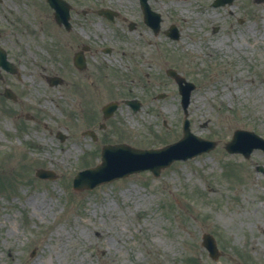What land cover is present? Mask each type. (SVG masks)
<instances>
[{"label": "rangeland", "instance_id": "obj_1", "mask_svg": "<svg viewBox=\"0 0 264 264\" xmlns=\"http://www.w3.org/2000/svg\"><path fill=\"white\" fill-rule=\"evenodd\" d=\"M211 1L156 2L162 28L177 26L176 40L144 24L140 35L123 26L126 51L151 40L152 56L122 72L128 76L118 96L143 103L137 112L122 106L104 141L138 147L176 141L180 95L161 72L171 66L186 75L192 64L202 88L191 95L190 130L218 140L216 147L174 161L157 177L146 170L81 191L73 190L72 177L98 162L105 142L79 135L89 117L72 111V81L50 86L42 78L59 68L49 57L53 50L44 48L37 16L21 2L0 3V45L19 70L0 68V264H189L190 256L194 264H264V171L255 169L264 166V152L244 158L224 149L236 128L264 136V1L216 8ZM5 87L18 102L3 95ZM160 91L167 97L156 100ZM38 167L53 169L56 178H37ZM206 231L223 252L216 261L200 245Z\"/></svg>", "mask_w": 264, "mask_h": 264}, {"label": "flooded vegetation", "instance_id": "obj_2", "mask_svg": "<svg viewBox=\"0 0 264 264\" xmlns=\"http://www.w3.org/2000/svg\"><path fill=\"white\" fill-rule=\"evenodd\" d=\"M1 2H20L31 4L30 11L36 12L41 26L46 28V33L53 37L55 47L57 49L56 62L62 61L63 50L68 52V57L72 60L73 55L83 56L86 65L82 69H77L73 66V74L75 81L72 82V91L75 98H83L87 93L85 84L78 83V72L82 74L84 83L91 85H98L102 93L111 94L108 88L109 80L117 83V79L123 81L126 74L119 71L121 77L116 75L117 71H110L107 69L105 62L97 60L96 64L89 60V56L95 53L102 57V53L116 54L120 63L124 65L123 68H133L141 63V59L146 57L150 59L152 54L150 51L151 40L145 41L146 44H135L131 51H126L123 42L126 37L123 35L121 27L124 24L130 31H135L140 22H133L132 29L130 28L131 20L129 17L141 15L143 12L140 3L137 0V7L130 8L126 4H109L105 0H60V7H52L49 0H0ZM62 1V2H61ZM154 0H147L150 8L160 14V20L163 19L158 9L152 4ZM156 1V0H155ZM63 3V4H62ZM110 8L111 10L103 13V9ZM102 12V13H101ZM67 17V22L64 20ZM165 33V31H164ZM140 35V32H139ZM147 48V49H145ZM147 51V52H146ZM149 52V53H148ZM139 57V58H138ZM97 58V57H96ZM93 64H87L88 60ZM193 62V61H191ZM185 77L196 83L198 87V78L194 75L199 74V70L192 64L187 67ZM163 77L165 69L161 72ZM169 79V78H168ZM167 95V93H166ZM166 97V96H165Z\"/></svg>", "mask_w": 264, "mask_h": 264}, {"label": "water", "instance_id": "obj_3", "mask_svg": "<svg viewBox=\"0 0 264 264\" xmlns=\"http://www.w3.org/2000/svg\"><path fill=\"white\" fill-rule=\"evenodd\" d=\"M226 1L231 0H220L219 3H224ZM0 61H5L4 52L1 49ZM176 78L178 79L177 76ZM178 81L179 83H181V80ZM186 129L187 127L184 126V137L179 142L165 147L161 150H138L131 147L118 146L115 148L125 149L126 152L114 154L112 151V147H106L103 151L102 164L99 165L97 169L82 172L76 179V187H92L99 182H103L108 179L110 180L114 177L123 176L130 172L141 170L144 168H150L154 174H158L159 170L162 167L168 165L172 160L176 158L185 159L189 156H193L214 146V142L212 141L197 139L198 142L196 145H189L188 148H185L186 144H188L187 140L195 138V136L188 133ZM243 136L251 140L250 145L247 149L242 144L241 139ZM194 140H196V138ZM253 147H261L264 149V139L251 132L247 133L245 131L238 130L235 131L233 139L226 145V148L229 151H240L245 155H247ZM165 149L170 150L168 153L158 156V158L152 156V154H155L157 151L161 152ZM84 174L90 175V177H93V180L88 177H84ZM95 176L97 178H94ZM204 244L211 253L214 252V240L210 235L205 236Z\"/></svg>", "mask_w": 264, "mask_h": 264}]
</instances>
